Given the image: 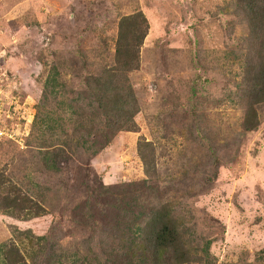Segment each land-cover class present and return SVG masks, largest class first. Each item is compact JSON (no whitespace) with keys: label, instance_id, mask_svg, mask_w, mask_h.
Instances as JSON below:
<instances>
[{"label":"rangeland","instance_id":"1","mask_svg":"<svg viewBox=\"0 0 264 264\" xmlns=\"http://www.w3.org/2000/svg\"><path fill=\"white\" fill-rule=\"evenodd\" d=\"M136 11L149 25L139 68L127 74L137 131L89 159L71 143L61 176L46 171L32 124L50 69L82 89L114 65L119 19ZM247 36L233 0H0V169L24 193L38 185L54 213L28 221L0 214V244L15 240L24 264H71L56 263L60 248L102 263L100 243H117L103 231L128 204L134 212L148 204L135 186L147 178L143 140L164 199L191 216L197 249L212 240L205 264H264V103L259 126L246 131L238 97ZM50 100L43 111L52 113ZM31 235L47 240L31 244Z\"/></svg>","mask_w":264,"mask_h":264},{"label":"trees","instance_id":"2","mask_svg":"<svg viewBox=\"0 0 264 264\" xmlns=\"http://www.w3.org/2000/svg\"><path fill=\"white\" fill-rule=\"evenodd\" d=\"M233 3L242 14L248 32L249 52L241 58V63L239 61L243 76L238 97L245 107L242 127L252 131L260 124L257 111L264 103V60L259 57H264V0H233ZM148 30L147 19L141 11L121 17L114 46V65L98 75L89 76L82 89H69L62 82L58 67L50 69L32 124L41 150L39 159L46 171L61 176L60 163L67 164L71 160L67 155L71 143L89 159L98 155L116 135L137 131L134 118L139 106L127 74L139 68V53ZM49 98L54 102L52 113L51 110L43 111ZM150 147L149 142L138 141L137 151L147 178L135 185L139 187L140 196L148 199V204L139 206L137 212L133 204H128L115 224L103 231L117 243H100L104 261L98 264H119L120 261L123 264H205L212 240H206L197 249L191 216L176 213V204L164 199L170 198L162 194L157 185L156 167L144 153ZM34 187L36 190H31L30 194L22 192L0 169V214L20 221L46 215L54 217L43 200L40 187ZM44 190L53 195L57 193L52 189ZM152 199L154 202H150ZM138 200L139 197L134 199L135 204ZM27 240L38 245L47 238L31 235ZM55 246L51 244L50 248ZM78 254L79 251L66 252L62 248L58 253L52 251L56 263L67 257L72 260L71 264H85ZM0 264H24L15 240L0 244Z\"/></svg>","mask_w":264,"mask_h":264}]
</instances>
